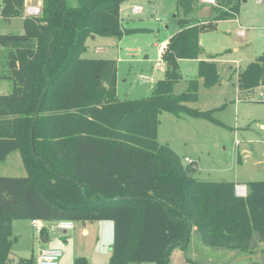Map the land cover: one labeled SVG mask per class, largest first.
I'll return each mask as SVG.
<instances>
[{"label": "trees", "instance_id": "16d2710c", "mask_svg": "<svg viewBox=\"0 0 264 264\" xmlns=\"http://www.w3.org/2000/svg\"><path fill=\"white\" fill-rule=\"evenodd\" d=\"M25 0H0V18L22 19V33H0V161L18 151L25 175H0V264L10 261L12 221L18 219L113 223L108 264H169L196 231L209 246L251 252L264 243V180H198L180 157L157 140L159 114L170 112L225 126L216 109L191 106L198 79L173 94L179 60L199 59L197 76L210 88L217 64L200 59L199 36L215 21L234 17L240 0H214L213 23L177 18L179 30L160 51L164 76L151 96L117 98V61L85 58L86 40L118 39L142 29L121 23L128 0H39L38 15L23 17ZM199 0H178L184 15ZM241 92L264 86V54L236 71ZM44 228H41L42 233ZM20 264H34L21 259ZM73 264H91L76 256ZM246 264H264L249 262Z\"/></svg>", "mask_w": 264, "mask_h": 264}, {"label": "rangeland", "instance_id": "374dc122", "mask_svg": "<svg viewBox=\"0 0 264 264\" xmlns=\"http://www.w3.org/2000/svg\"><path fill=\"white\" fill-rule=\"evenodd\" d=\"M177 1L137 0L142 10L133 13L132 8H124L122 24L126 28H138L141 31L131 32L120 39L97 36L95 41L90 38L86 40L88 47L83 57L113 58L117 61L118 99H141L152 95L154 84L164 76L165 64L160 58V51L178 29L177 18L187 16L197 24H202L213 23L217 15L211 5L196 3L194 11L185 16ZM39 4L40 8V1ZM26 5L28 2L25 0L23 17L27 15ZM215 23L216 26L200 33V59L216 62L219 82L206 88L197 76L198 60L180 59V79L174 84L173 94L186 92L189 80L197 78L198 99L191 106L201 110L216 109L213 116L225 126L185 114L175 116L162 111L158 116L157 140L175 151L193 178L235 180L245 187L244 183L249 180L264 179V166L257 167L258 162L264 163V98L261 96L264 86L249 92L239 91L236 71L264 54V0H240L239 11L234 17ZM240 30L243 32L240 33ZM8 32L22 33V19L0 18V33ZM97 45L102 46L104 51H96ZM141 76H147L149 80ZM8 81L0 80V94L6 91L7 83L11 84ZM4 172L3 175L10 176L21 174L10 170ZM42 222L44 230L40 238L29 219L17 220L14 234L18 235V240L12 244L7 264H20L21 259H32L35 263L39 246L60 249L63 255L58 264H73L81 240L80 235H73L77 230L62 232L57 227V220ZM77 222L73 221V224L76 226ZM87 222L93 223L95 231L97 225L102 228L96 241L95 248H98L95 254L86 258L91 264H108L113 223L110 220ZM94 230L90 241L95 240ZM46 237L47 242L42 243ZM244 260L242 255H237L236 250L205 244L200 235L192 230L186 248L177 247L171 251L169 264H244ZM128 264L155 263L146 261Z\"/></svg>", "mask_w": 264, "mask_h": 264}, {"label": "crops", "instance_id": "0c3cea01", "mask_svg": "<svg viewBox=\"0 0 264 264\" xmlns=\"http://www.w3.org/2000/svg\"><path fill=\"white\" fill-rule=\"evenodd\" d=\"M26 1L28 2V6L40 5L38 0H26ZM197 3L201 4V5L207 4V5L212 6L214 4V0H199ZM124 8H127V9L132 8L131 10L133 11V13H137L140 10H142V6H141V4H139L137 2V0H128V1L123 2L120 6L121 23L123 22V18H124V16L122 15V10ZM186 18H187V16H186ZM178 30H179V27L175 32H177ZM175 32H173L171 35H173ZM96 38H97V36H94V37H91L90 39L95 41ZM86 46L88 47L87 44H86ZM95 49H96V51H104V48L100 45H97L95 47ZM128 50H130V49H128ZM86 51L84 53H86ZM87 58H91V57H87ZM196 60H199V59H196ZM0 80H3V79H0ZM4 80L7 81V79H4ZM223 80L225 81V83H228L227 80H225V79H223ZM6 86H7L6 91L3 94H8L11 91V84L9 85V83H7ZM147 87H151V86L148 85ZM116 93H117V91H116ZM263 166H264L263 162L257 163V167L262 168ZM6 170L7 171H9V170L10 171H18L19 173H21V174L12 175V176H21V175L26 174L25 167L23 165L21 156H20L18 151H13V152L9 153L4 160L0 161V175H3L2 173H5L4 171H6ZM4 176H10V175H4ZM228 181H234V182L238 183L235 180H228ZM99 221H103V220H99ZM16 222H17V220L12 221V234L16 238L15 242L18 240V235L14 234ZM77 223H78V225L75 226L73 224V228H71L73 230H77V231H74L73 235L77 234V235L81 236V240H80L79 245H78L80 247L77 248V250H76L77 254L74 257L82 255L84 257L89 258V256L93 255V253L95 254V252L98 248V247L95 248V245H96V241L98 240L99 233L101 232L102 227H101V225H100V227L97 225L95 227L96 228V231H95L93 229V223L91 224V223H88L87 221H82V222L78 221ZM30 224H31V222H30ZM39 224L42 226V228H44L42 220H39ZM92 230H94L93 238H95V240L90 241V236L92 234ZM61 231L66 232L67 230H61ZM38 233L40 234L39 237L41 238V232L39 231ZM45 242H47V237L42 239V243H45ZM43 248H45V247L39 246L38 250L43 249ZM38 250H37V252H38ZM85 251H87V252H85ZM236 253H237V255H239V254L242 255V258L245 259L244 264L249 263V262H264V243L263 242L256 243V246L253 248V250L251 252H237L236 251Z\"/></svg>", "mask_w": 264, "mask_h": 264}, {"label": "built area", "instance_id": "2783aa9c", "mask_svg": "<svg viewBox=\"0 0 264 264\" xmlns=\"http://www.w3.org/2000/svg\"><path fill=\"white\" fill-rule=\"evenodd\" d=\"M26 14L27 15H38V12L40 10L39 6H26ZM240 33L243 31L240 30ZM141 78L145 80H149V77L147 76H141ZM262 98H264V90L261 93ZM186 161H188V158H185ZM245 187L240 184H236L235 186V192L239 196H245ZM31 225L35 228L36 231H40L42 226L39 224L38 219H32L30 220ZM57 227L60 230H68L73 228V222L71 220H57ZM63 252L60 249L57 248H43L38 250L36 255L35 264H58V261L62 257Z\"/></svg>", "mask_w": 264, "mask_h": 264}]
</instances>
